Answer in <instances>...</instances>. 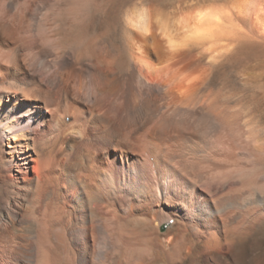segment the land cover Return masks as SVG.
Listing matches in <instances>:
<instances>
[{
    "label": "bare ground",
    "instance_id": "obj_1",
    "mask_svg": "<svg viewBox=\"0 0 264 264\" xmlns=\"http://www.w3.org/2000/svg\"><path fill=\"white\" fill-rule=\"evenodd\" d=\"M253 1L140 6L124 30H80L92 16L79 0H0V264H238L264 224V179L235 198L244 175L188 174L174 201L158 129L185 132L195 111L219 125L203 60ZM256 22L264 39V7Z\"/></svg>",
    "mask_w": 264,
    "mask_h": 264
},
{
    "label": "rangeland",
    "instance_id": "obj_2",
    "mask_svg": "<svg viewBox=\"0 0 264 264\" xmlns=\"http://www.w3.org/2000/svg\"><path fill=\"white\" fill-rule=\"evenodd\" d=\"M79 1L84 9L88 7L92 16L89 27L80 30H124L125 14L140 6H154L173 15L186 16L195 8L211 2V0ZM263 3L264 0H254L251 16H241L237 21L239 32L236 42L225 43V50L222 49L219 54H215L218 61L216 59L211 61L209 56L203 60L205 64L203 65L213 71L210 73L218 77L216 85L210 89L211 91L206 90L205 94L208 96L206 97L208 104L215 102L217 104L212 106L219 125L213 127L210 124L212 118L195 111L190 117L192 121L187 132L164 123L159 126L160 144L173 158L170 173L174 201L181 199V194L188 184L185 179L188 174L192 177L198 173L197 175H205L209 179L218 173L244 175L245 179L237 183V187H241V192L230 196H236L235 198L240 197L242 191L249 190L256 180L264 179V39H260L256 32L258 30L256 10L264 7ZM43 14L44 18L51 20V11L46 9ZM184 137H187L190 144L186 148ZM229 161L238 164L224 167ZM214 164L223 165L214 170L212 168ZM243 167L244 169H241ZM248 178L251 179L249 183ZM262 181L264 183V180ZM247 183L249 185L251 183V186L245 185ZM229 186L230 183L228 188ZM172 225L173 221H170L158 226L157 230L164 234ZM201 229L206 230L203 226ZM211 230L217 232L218 228L214 225ZM239 246L238 264H264V224L243 239ZM225 261L227 264H235L234 253Z\"/></svg>",
    "mask_w": 264,
    "mask_h": 264
},
{
    "label": "clouds",
    "instance_id": "obj_3",
    "mask_svg": "<svg viewBox=\"0 0 264 264\" xmlns=\"http://www.w3.org/2000/svg\"><path fill=\"white\" fill-rule=\"evenodd\" d=\"M142 20H143V18L141 17V18H140V21H142ZM133 22H136V21H133Z\"/></svg>",
    "mask_w": 264,
    "mask_h": 264
}]
</instances>
